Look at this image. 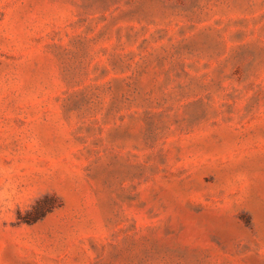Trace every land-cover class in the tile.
<instances>
[{
	"label": "rangeland",
	"instance_id": "obj_1",
	"mask_svg": "<svg viewBox=\"0 0 264 264\" xmlns=\"http://www.w3.org/2000/svg\"><path fill=\"white\" fill-rule=\"evenodd\" d=\"M0 264H264V0H0Z\"/></svg>",
	"mask_w": 264,
	"mask_h": 264
}]
</instances>
